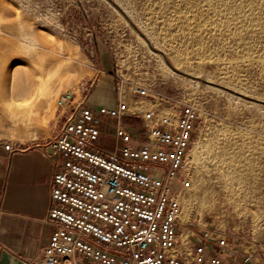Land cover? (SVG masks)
<instances>
[{
	"label": "rangeland",
	"instance_id": "obj_1",
	"mask_svg": "<svg viewBox=\"0 0 264 264\" xmlns=\"http://www.w3.org/2000/svg\"><path fill=\"white\" fill-rule=\"evenodd\" d=\"M208 1L0 0V10L5 11L0 13V38L16 43L25 40L27 48L35 47L56 64L69 65L60 70V77H73L71 85L57 93L52 115L46 120V131L34 129L41 112L38 91L33 94L34 115L29 121L18 124L9 117L0 116V146L11 142L23 147L51 138L58 126L56 115L60 94L70 88L78 89L81 84L90 93L100 72L108 74L103 68L106 61H118L114 72H109L114 76L115 96L118 73L129 82L146 86L152 93L197 105L200 117L189 153L197 167L199 181L196 218L201 216L204 222H213L229 235L245 240L247 246L262 252L264 264V23L262 26L259 22L235 16L238 12H249L264 22V0ZM211 1L215 8L219 5L217 9L226 10L216 15L210 8L213 7ZM224 2L230 4L228 8L223 6ZM21 18L31 36H22L8 27V24L20 23ZM238 30L240 35L236 34ZM2 50L0 48V54ZM20 50L16 47L6 50L7 59L22 62L26 70H32L37 59L21 54ZM161 50L174 67L178 66L174 65L171 56L179 54L186 62L193 63L199 72L206 73L204 79L226 88L182 72L179 67L180 71H174L164 60ZM98 117L101 132L96 146L112 149L115 119L102 114ZM123 123L137 127L134 118L125 117ZM132 130L134 137L139 134ZM208 137L216 139L215 149L219 146L228 150L230 147L226 150L229 154L235 153L238 144L249 148L235 157L234 165L246 169L245 159L250 154L253 174L249 179L254 183L251 200L239 199L235 204L219 187L215 172L224 166V160L216 156V151L204 154L203 145ZM204 158L209 170L213 168L207 173L197 163ZM208 158L210 161L206 160ZM204 194L209 197L208 202L201 200Z\"/></svg>",
	"mask_w": 264,
	"mask_h": 264
},
{
	"label": "built area",
	"instance_id": "obj_2",
	"mask_svg": "<svg viewBox=\"0 0 264 264\" xmlns=\"http://www.w3.org/2000/svg\"><path fill=\"white\" fill-rule=\"evenodd\" d=\"M116 78L113 106L93 108L84 84L57 99L58 126L48 140L64 161L41 218L52 231L28 264H263L245 240L196 218L199 181L189 153L197 105ZM98 114L115 119L112 149L96 146ZM125 117L141 124L126 126ZM14 150L4 142L0 159L8 165Z\"/></svg>",
	"mask_w": 264,
	"mask_h": 264
},
{
	"label": "bare ground",
	"instance_id": "obj_3",
	"mask_svg": "<svg viewBox=\"0 0 264 264\" xmlns=\"http://www.w3.org/2000/svg\"><path fill=\"white\" fill-rule=\"evenodd\" d=\"M207 2L209 3L208 0H207ZM210 4L213 6V7H210L211 10L213 8L214 13H216V15L219 13V15H220L224 8L223 9L222 8L217 9L219 7L218 4H217L218 6H216V4H215V6L217 7V8H215L212 1L210 2ZM223 4H224L223 6L225 8H228L229 7L228 5H230V4H226L225 2ZM224 10H226V9H224ZM0 13L1 14L5 13V11L0 10ZM229 13H231V12H229ZM248 13H245V12L239 13L238 12L235 16H238V17H240L246 21H248L247 19H250L249 21L252 20V21H256V23L259 22L263 26L262 23H264V22L261 20L262 18L253 17L252 15H249ZM226 17H228V16H226ZM232 18H233V16H232ZM229 19H230V17H229ZM21 20H22V18L20 19V21ZM191 20H192V18H191ZM256 25H258V24H256ZM8 27L10 28V30L16 31L18 34H21L22 36L26 37V36L32 35L30 32H26V22L25 21H21L20 23H16V24H8ZM259 29H257V30H259ZM244 30H242V31H244ZM247 30L249 31V29H247ZM253 30H255V29L253 28ZM237 32L238 33L235 32L237 35L241 34L240 30H238ZM259 32H260V30L257 31L258 34H259ZM251 34H253V32ZM261 35H262V33H261ZM5 39H6L5 37L0 38V48L3 49L1 54H0V116L1 117L5 116L6 118L9 117L11 120H13L15 123H18V124L19 123L23 124V123L29 121L31 119V117L34 115V113L32 111V109H33L32 103L34 100L33 94L36 91H38V94L40 96L39 106H40L41 112H40V114L38 113L39 114L38 118L40 119V121L38 124L35 125L34 129L44 132L47 130L46 129V120L50 117V115H52V106H53V102H54V99L56 98L57 93L60 90L64 89L65 87L71 85V83H72V80H73L72 76L60 77V75H59L60 70L67 68L69 65L56 64L53 61L47 59L46 56H44L40 52V50L36 49L35 47L28 46V48H27L25 40L16 43L15 41L10 42V40L5 41ZM154 40H157V39L155 38ZM156 44H158V43H156ZM156 46H158V45H156ZM13 47L21 49L20 50L21 54H24V55L27 54L29 57L37 59L38 63L35 64V66L33 67L32 70H26V67H24L22 62L17 63L13 60L7 59L8 54L6 53V50H10ZM158 47L160 48V46H158ZM26 48H27V50H26ZM161 53L164 54V52H162V50H161ZM171 58H172L171 60L173 61L174 65L183 69V70H181L182 72H185V73L188 72V74L196 76L199 79L205 78L204 75L206 73L204 74L203 72H199L196 69L195 65H193V63L186 62L183 58H181L179 56V54H173L171 56ZM178 67H177V69H178ZM210 82H212V81H210ZM70 89H75V88H70ZM18 100H19V102H17ZM25 101H30V103L24 107L18 106V105L24 104ZM55 122H56V120H55ZM224 133H225V131H223V134ZM220 136H222V135H220ZM226 137H228V136H226ZM209 139H208V141L206 140L207 143H205V145H203L204 154L209 155L210 152L216 151L217 155L216 154L215 155L219 156V159L221 158V160L222 159L224 160V166L216 169L217 172H215L216 173L215 179L218 180L217 184L219 185V187H221V189L225 190L226 195L232 201H234L235 204L239 203V201H240L239 199L243 200L244 202L251 200L254 197V190H253L254 183L252 180L249 179L250 178L249 176H251V174H253L252 162H251V159L248 157L250 154L248 156L245 155L246 156V159H245L246 169L241 170L239 168H236V166L234 165L235 157L240 153L242 154L244 152V150H246V151L249 150V148L245 149L243 144H238L235 153L229 154L227 151L230 149V147L228 148V150L224 149V148H219V146H218V149H215L217 147V144H216L217 141H215L216 139L215 140L212 138L210 140ZM223 139H225V138L223 137ZM227 139L228 138H226V140ZM236 140H238V139H236ZM231 141H233V140H231ZM238 141H240V140H238ZM221 142H223V141H221ZM233 142H235V140ZM236 143L237 142H235V144ZM242 143H244V142H242ZM224 145H225V143H224ZM230 146H231V144H230ZM231 148L235 150V147H231ZM232 149H231V151H232ZM250 149H252V148L250 147ZM250 151H252V150H250ZM245 156H243V157H245ZM193 157H194V154H193ZM209 157H211V156H209ZM212 157H213V155H212ZM201 158H203V156H201ZM206 160L210 161L209 158ZM213 160L216 161L215 159H213ZM221 162L223 163V161H221ZM197 163H198V167L206 173L213 170V168L209 170V168H208L209 165L206 163L205 158L199 159ZM218 163H220V162H218ZM253 164H254V162H253ZM212 165H214V164L212 163ZM215 165L217 166L218 164H215ZM220 166H221V164H220ZM210 174H212V173H210ZM213 175H215V174H213ZM240 189H242L243 192H240L241 191ZM201 200L202 201L207 200L206 202H208L209 197L204 194V196L201 198ZM181 237H182L183 242L184 241L188 242V239H187L185 234H182Z\"/></svg>",
	"mask_w": 264,
	"mask_h": 264
},
{
	"label": "crops",
	"instance_id": "obj_4",
	"mask_svg": "<svg viewBox=\"0 0 264 264\" xmlns=\"http://www.w3.org/2000/svg\"><path fill=\"white\" fill-rule=\"evenodd\" d=\"M116 65L118 61H106L108 74L100 72L88 93L93 108L116 104L114 76L109 73ZM134 120L138 126L140 120ZM14 148L8 165L0 159V264L36 261L47 244L52 226L41 218L50 203L52 174L64 161L49 140Z\"/></svg>",
	"mask_w": 264,
	"mask_h": 264
},
{
	"label": "water",
	"instance_id": "obj_5",
	"mask_svg": "<svg viewBox=\"0 0 264 264\" xmlns=\"http://www.w3.org/2000/svg\"><path fill=\"white\" fill-rule=\"evenodd\" d=\"M163 55V57H164V60L166 61V63H168V65L174 70V71H180V70H178L177 68H175L168 60H167V58L165 57V55L164 54H162ZM202 80H204V81H207V82H209V83H211V84H213V85H218L219 87H223V88H226L225 86H222V85H220V84H216V83H214V82H210V81H208V80H205V79H202ZM228 89V88H227ZM234 93H237L238 95H240L241 97H244V98H248V96H246V95H244V94H242V93H238V92H236V91H234V90H232ZM250 98V97H249Z\"/></svg>",
	"mask_w": 264,
	"mask_h": 264
},
{
	"label": "snow or ice",
	"instance_id": "obj_6",
	"mask_svg": "<svg viewBox=\"0 0 264 264\" xmlns=\"http://www.w3.org/2000/svg\"><path fill=\"white\" fill-rule=\"evenodd\" d=\"M30 103V101H25L24 102V104H22V105H18L19 107H24V106H26L27 104H29Z\"/></svg>",
	"mask_w": 264,
	"mask_h": 264
}]
</instances>
